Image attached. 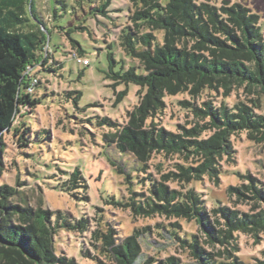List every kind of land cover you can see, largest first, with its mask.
<instances>
[{
  "label": "rangeland",
  "instance_id": "obj_1",
  "mask_svg": "<svg viewBox=\"0 0 264 264\" xmlns=\"http://www.w3.org/2000/svg\"><path fill=\"white\" fill-rule=\"evenodd\" d=\"M106 0H33L37 16L50 31L44 55L35 68L31 79L36 82L30 91L32 98L40 101L36 105H22L17 112L14 126L4 133L3 172L0 186L13 187L15 195L11 203H27L34 208L43 207L53 212H64L70 221L88 219L85 231L59 228L55 235V251L59 256L74 257L77 264H116L109 252L103 249V240L95 238V231L107 233L114 230L115 244L137 234L141 253L135 264L150 260L155 264L175 257L179 264H203L192 255L190 246L192 235H198L200 245L213 258L224 256L226 248L219 242L209 243L208 233L199 216L194 219L167 216L160 213L136 214L131 207H123L112 202H127L134 196L132 190L141 192L136 197L145 200L147 196L157 200L150 191L152 179L164 181L162 176L170 172L179 173L178 164L190 165L196 156L186 159L180 153L154 151L146 161H141L130 151H121L110 137L118 126L104 121L109 118L121 127L128 124L129 114L140 102L139 86L131 83H117L107 76L113 52L117 63L115 70L124 65L126 69L137 67L144 72L137 59L128 56L119 42L120 31L128 24L130 0H111L105 12L98 9ZM167 0H163L166 2ZM222 5L240 2L251 13L260 18L264 32V0H198ZM34 23L40 25L37 21ZM43 27V25H40ZM85 26L82 30L80 27ZM29 29V27H27ZM44 30V29H43ZM45 31V30H44ZM161 40L163 33L155 31ZM72 39L80 42L85 50V58L90 63H79V54ZM47 59V61H46ZM52 68V69H51ZM121 95V93H123ZM257 94H249L243 89L234 90L225 97L223 91H203L193 97L189 93L168 95L166 108L159 113L155 122L159 127L175 134H184L197 124L209 122L194 115L190 106L180 101L196 103L204 108L203 102L212 100L214 104L225 101L234 104L245 101L249 105ZM263 106L256 112L264 114ZM150 122V120L148 121ZM216 129H206L204 138L214 134ZM27 140L24 145L23 140ZM232 154L220 160V180L204 175L202 179L190 182L164 181L169 189L186 192L196 190L207 207V217L215 226L212 209L225 206L245 214L264 209V201L254 205L250 193L241 195L237 190L242 183L254 180L264 189V142L249 139L248 132H238L232 136ZM76 168L80 169L88 187H78L72 191L63 189L62 183ZM131 175L130 184L127 181ZM246 176V177H242ZM221 227L226 228L225 217L220 213ZM235 253L244 264H264V233L260 238L236 231Z\"/></svg>",
  "mask_w": 264,
  "mask_h": 264
},
{
  "label": "trees",
  "instance_id": "obj_2",
  "mask_svg": "<svg viewBox=\"0 0 264 264\" xmlns=\"http://www.w3.org/2000/svg\"><path fill=\"white\" fill-rule=\"evenodd\" d=\"M111 0H106L98 9L106 11ZM128 24L120 31L119 42L125 53L137 59L144 72L137 67H121L114 53L110 60L107 76L116 84L131 83L140 87L139 104L128 111V124L122 126L109 118L104 121L118 126L109 139L117 143L121 151H130L141 161H146L154 151L180 153L190 159V165L178 164L179 173L170 172L162 176L164 181L190 182L202 179L204 175L220 180V160L234 152L232 136L247 131L249 139L264 142V114L256 112L263 106L264 95V32L257 14L240 2L222 5L198 0H130ZM40 23V26L33 22ZM29 27V29H27ZM85 30V26L80 27ZM45 31H44V30ZM155 31L163 33L160 40ZM50 31L37 16L33 0H0V175L3 172L4 133L14 126L17 112L22 105H36L38 98H32L31 90L36 82L31 79L32 68L44 57L42 52L48 43ZM79 58H85V50L79 41L72 39ZM88 59V58H87ZM89 60V59H88ZM47 61V59H46ZM80 63V62H79ZM90 63V60H89ZM87 66V64H84ZM52 69V68H51ZM236 89L257 94L251 99L229 104L225 101L214 104L203 102L204 108L186 100L183 106H190L192 112L209 122L192 127L184 134H175L159 127L155 119L167 106L168 95L189 93L196 97L205 90L223 91L228 97ZM121 93V95H123ZM150 120V122H148ZM206 129H216L208 138L203 137ZM24 145L27 140H23ZM242 177H246L243 176ZM127 181L131 184V175ZM151 196L145 200L136 197L141 192L132 190L130 201L122 202L113 196V203L131 207L136 214L148 216L160 213L167 216L186 217L202 223L210 240L222 244L226 250L221 258H213L200 245L198 235H192V255L203 264H244L236 256L238 245L234 244L236 231L260 238L264 233V209L245 214L225 206L215 207L213 223L207 217V207L201 195L194 189L186 192L169 189L167 184L152 179ZM65 190L78 187L87 189L88 184L80 169L76 168L62 183ZM237 190L241 195L250 193L258 201H264V189L257 185L242 183ZM15 189L7 184L0 186V264H77L74 257L59 256L55 251V235L59 228L85 231L88 219L70 221L64 212H53L42 206L34 208L27 203H11ZM225 217L226 228L219 214ZM95 238L103 240L104 251L109 252L116 264H135L141 253L137 234L115 244L114 230L107 233L95 231ZM98 261L103 263L99 258ZM142 264H155L149 259ZM158 264H179L175 257H169ZM190 264V263H186ZM196 264V263H195Z\"/></svg>",
  "mask_w": 264,
  "mask_h": 264
},
{
  "label": "built area",
  "instance_id": "obj_3",
  "mask_svg": "<svg viewBox=\"0 0 264 264\" xmlns=\"http://www.w3.org/2000/svg\"><path fill=\"white\" fill-rule=\"evenodd\" d=\"M78 61L81 64H89V60L87 58H78Z\"/></svg>",
  "mask_w": 264,
  "mask_h": 264
}]
</instances>
